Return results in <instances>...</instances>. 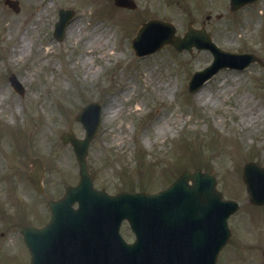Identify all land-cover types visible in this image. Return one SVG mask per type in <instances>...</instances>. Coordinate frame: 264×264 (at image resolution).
<instances>
[{"label":"rangeland","instance_id":"374dc122","mask_svg":"<svg viewBox=\"0 0 264 264\" xmlns=\"http://www.w3.org/2000/svg\"><path fill=\"white\" fill-rule=\"evenodd\" d=\"M134 1L124 9L113 0H18L16 12L0 0V264H28L21 226L46 220L48 197L77 181L72 148L59 135H83L75 116L92 100L101 104L87 155L95 186L157 191L184 168L210 171L243 213L230 218L232 237L216 264H264V205L247 203L241 171L248 160L264 165V66L221 69L189 92L188 78L211 61L209 50L165 44L138 56L131 48L139 24L158 17L174 34L189 22L203 25L219 46L264 61V0L237 10L228 0ZM62 6L74 16L59 41L52 30ZM30 156L45 163L43 193L26 179ZM122 233L133 239L129 228Z\"/></svg>","mask_w":264,"mask_h":264},{"label":"water","instance_id":"95a60500","mask_svg":"<svg viewBox=\"0 0 264 264\" xmlns=\"http://www.w3.org/2000/svg\"><path fill=\"white\" fill-rule=\"evenodd\" d=\"M247 1L251 0H230V7L235 9ZM5 2L18 9L17 1ZM114 2L134 7L131 0ZM71 14L68 9L59 11L54 29L56 38H62L63 27ZM196 32L202 39L199 42L193 41ZM173 33L174 27L169 22L150 19L137 30L132 47L136 54L152 52L164 43H172L178 50L190 49L192 44L209 48L214 59L203 70L192 74L190 91L221 67L242 68L251 60H257L252 54L221 50L203 29L189 26L183 38L175 37ZM10 81L21 91L13 75ZM77 119L85 128L84 137L65 132L61 139L73 147L79 180L76 185L66 186L60 198L48 201L51 216L43 227L21 228L30 250V264H214L229 236L227 217L237 207L235 201L222 198L216 188L215 176L200 169L186 170L157 192L108 194L104 189L93 187V177L86 162L89 142L100 121V106L95 102L85 105ZM30 162L32 170L27 177L42 190V163L38 158H31ZM243 180L250 200L264 203V166L246 162ZM76 201L77 207H73ZM123 218L134 231L136 239L133 243H126L118 232ZM70 219L80 221L81 227L87 223L88 228L66 230L64 221Z\"/></svg>","mask_w":264,"mask_h":264},{"label":"bare ground","instance_id":"6f19581e","mask_svg":"<svg viewBox=\"0 0 264 264\" xmlns=\"http://www.w3.org/2000/svg\"><path fill=\"white\" fill-rule=\"evenodd\" d=\"M97 40H99V38H97ZM97 40H95V41H97ZM105 42H107V40H105ZM89 60H90L89 57H85V58L82 60V63H87ZM90 68H91V66H90ZM170 90H171V88L168 86L167 83H165L164 92H167V91H170ZM114 110H116V108H114Z\"/></svg>","mask_w":264,"mask_h":264},{"label":"flooded vegetation","instance_id":"af4514ba","mask_svg":"<svg viewBox=\"0 0 264 264\" xmlns=\"http://www.w3.org/2000/svg\"><path fill=\"white\" fill-rule=\"evenodd\" d=\"M123 227H127L125 223H123V224L121 225V229H122Z\"/></svg>","mask_w":264,"mask_h":264}]
</instances>
